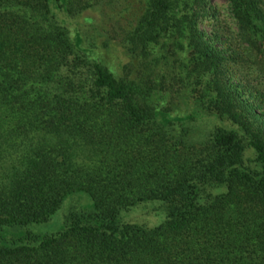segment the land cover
<instances>
[{
  "label": "trees",
  "instance_id": "1",
  "mask_svg": "<svg viewBox=\"0 0 264 264\" xmlns=\"http://www.w3.org/2000/svg\"><path fill=\"white\" fill-rule=\"evenodd\" d=\"M222 1L0 0V264H264V0Z\"/></svg>",
  "mask_w": 264,
  "mask_h": 264
},
{
  "label": "rangeland",
  "instance_id": "2",
  "mask_svg": "<svg viewBox=\"0 0 264 264\" xmlns=\"http://www.w3.org/2000/svg\"><path fill=\"white\" fill-rule=\"evenodd\" d=\"M138 1L139 0H129L130 5L127 7V9H122V11L119 14H121V16L126 19L131 17L132 14H134V12L137 9ZM211 2L214 3L216 6H219V12L221 16H225L224 2L222 0H211ZM91 5L92 6L89 7V9L87 8L83 10L81 16L83 17L84 15H86L89 18V20L93 21L92 25L100 32L103 31L104 28H108V27H114L116 29V26L119 25V23H125L126 21L123 18H121V16L116 15V10L118 9L117 7L119 5L118 0H92ZM116 19L124 20V21H119ZM77 20L75 18L69 19L68 26L71 27V29L72 27L75 26L81 28L82 32L85 33L91 29V25L88 21L84 23L82 21H77ZM203 25L206 26V24ZM205 28L207 29V27ZM94 36L98 37L100 35L94 31ZM116 53H117L116 56H119L120 53H122L121 48H119L118 46ZM203 124L206 125V122L202 119H198L196 120V123L194 125L198 126L199 129H201L204 127ZM72 199L75 201L74 203H71ZM89 204H90V199L84 192H80V191L71 192L63 198V201L60 204V206L50 215V217L47 220L38 223H29L25 226V228H27L30 231L38 232V233L53 231L57 229L61 224L64 210L68 206L74 205V208H77L78 206L85 208L89 206ZM149 215L151 214L128 213L125 216L131 219L132 218L138 219L141 222L146 223L148 225L154 224L159 221L157 213L154 218L150 217Z\"/></svg>",
  "mask_w": 264,
  "mask_h": 264
}]
</instances>
